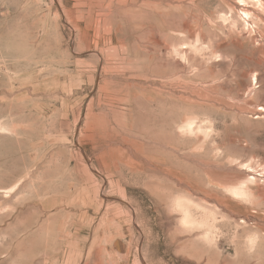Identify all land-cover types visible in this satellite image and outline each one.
Listing matches in <instances>:
<instances>
[{
    "label": "rangeland",
    "instance_id": "obj_1",
    "mask_svg": "<svg viewBox=\"0 0 264 264\" xmlns=\"http://www.w3.org/2000/svg\"><path fill=\"white\" fill-rule=\"evenodd\" d=\"M0 264H264V0H0Z\"/></svg>",
    "mask_w": 264,
    "mask_h": 264
}]
</instances>
